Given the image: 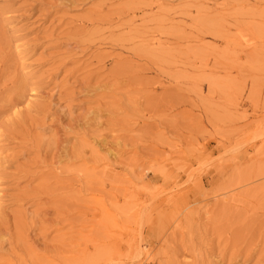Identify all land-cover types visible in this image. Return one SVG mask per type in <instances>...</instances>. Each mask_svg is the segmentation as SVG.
I'll return each instance as SVG.
<instances>
[{"label":"rangeland","instance_id":"1","mask_svg":"<svg viewBox=\"0 0 264 264\" xmlns=\"http://www.w3.org/2000/svg\"><path fill=\"white\" fill-rule=\"evenodd\" d=\"M0 264H264V0H0Z\"/></svg>","mask_w":264,"mask_h":264}]
</instances>
